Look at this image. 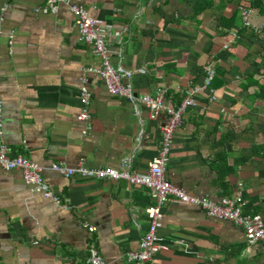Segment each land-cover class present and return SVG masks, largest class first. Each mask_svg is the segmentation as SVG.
<instances>
[{
	"label": "crops",
	"instance_id": "1",
	"mask_svg": "<svg viewBox=\"0 0 264 264\" xmlns=\"http://www.w3.org/2000/svg\"><path fill=\"white\" fill-rule=\"evenodd\" d=\"M69 1L107 25L112 63L131 71L135 93L165 89L164 104L173 106L187 87H197L195 105L173 132L165 178L214 201L240 192L264 217V99L254 96L256 85L245 86L258 57L252 65L237 43L256 50L263 41L241 31L255 32L264 17L251 14V26L243 28L237 0H203L208 5L197 15L198 0ZM44 6L45 0H0V143L42 168L60 204L31 191L19 170L0 166V264H87L90 242L104 264H127L125 253L147 228L146 188L123 179L65 178L51 166L82 161L118 168L129 157L130 169L144 174L167 115L152 120L145 106L136 112L126 98L110 94L90 70L100 59L80 40L74 14L64 4L54 14ZM235 8L232 27L222 25L228 21L220 18ZM232 31L239 37L224 48ZM208 63L215 74L203 89ZM82 76L91 93L87 133L77 119ZM262 76L254 79L264 82ZM220 154L234 169L222 179ZM162 213L158 235L168 249L147 264H264V245L249 246L231 221L171 198Z\"/></svg>",
	"mask_w": 264,
	"mask_h": 264
},
{
	"label": "built area",
	"instance_id": "2",
	"mask_svg": "<svg viewBox=\"0 0 264 264\" xmlns=\"http://www.w3.org/2000/svg\"><path fill=\"white\" fill-rule=\"evenodd\" d=\"M60 4L66 5L69 11L74 14L80 40L90 47L94 55L99 57V66L90 70L101 78L106 90L114 96L126 98L136 112L138 111L139 104L145 106L148 110L149 118L152 120L157 119L163 111L167 115L165 121L159 125L161 142L158 146L157 154L148 162L147 171L144 174H139L130 169L129 157L123 158L118 168L105 166L90 168L85 166L82 161L73 167H67L57 163L51 166L52 170L59 172L65 178L78 175L82 178L95 180L123 179L128 184L146 188L151 199V202L145 207L147 228L139 239L137 248L125 253L124 258L126 263L147 264L157 252L168 249V244L158 235V230L162 226V208L170 198L181 204L196 206L211 218L231 221L243 230L249 246H253L258 242L264 244V217L260 213L243 212L244 200L240 192L232 196H223L217 201H214L206 197L189 194L183 188L172 185L165 178V165L171 148L173 132L180 124L184 110L195 105L197 87H187L182 100L173 106H166L164 104L163 97L165 89L158 90L153 94L135 93L130 83L131 71L124 69L120 64L114 65L112 63L111 54L108 51L111 35L109 31V34L107 33V25L102 20L90 16L81 5L73 4L69 0H45L43 10H48L54 14L57 12ZM240 10L242 26L250 27L252 10L245 7H241ZM263 28L264 19L256 28L255 32H260ZM118 35V32L113 34L114 37H118ZM238 37L239 34L236 31H232L230 39L224 45V48H227ZM214 74V69L208 63L205 67L203 89L210 88ZM90 99L91 93L87 88L85 77L82 76L79 87L80 110L77 119L84 125L83 133L89 132L92 127L89 109ZM1 110L2 103L0 99V135ZM0 166L4 170H19L24 182L30 187L29 189L31 191L38 192L43 197L51 198L56 204H60V199L53 194L48 183L43 179L42 168L32 160L15 153L9 146L3 143H0ZM85 226L88 232L94 231L93 226L89 224H85ZM86 263L104 264L93 242H90L88 245Z\"/></svg>",
	"mask_w": 264,
	"mask_h": 264
},
{
	"label": "trees",
	"instance_id": "3",
	"mask_svg": "<svg viewBox=\"0 0 264 264\" xmlns=\"http://www.w3.org/2000/svg\"><path fill=\"white\" fill-rule=\"evenodd\" d=\"M202 1L203 0H198L195 3L194 9H193L194 15L199 14L200 11L208 5V4L203 3V5L201 6ZM204 1H208V0H204ZM237 4H239L241 7L250 8L252 10V15L254 14V15H259L260 17H264V0H237ZM237 10L238 9L235 8L231 15L222 16L221 17L222 19L220 18V20H227L228 22L226 23V22L221 21V24L226 27L231 28L233 25L234 19L236 17V14L238 12ZM241 35L246 38H249L250 36H255L263 41L262 44H258V47L255 48L256 50L252 52L245 45L244 42L238 40L237 43L239 45L241 44L247 49L245 59L252 58L251 64L253 63V61H255V58L258 57V63L254 66V69L251 72L245 74V82H246L245 86L256 85L258 87V90L254 93V96L260 99H264V82L254 79V75L259 74V75H263L262 77L264 81V28L258 34H256L252 29H249V28L244 29L241 31ZM218 159L222 160L224 163L223 169L221 168V165L216 166V169L218 170V176L221 179L225 178L226 176L234 172V169L232 166L226 165V162H225L226 155L220 154L218 155ZM226 196H230V195H226ZM242 208H243L244 213H260L259 208H257L251 202H247V203L244 202V205Z\"/></svg>",
	"mask_w": 264,
	"mask_h": 264
},
{
	"label": "rangeland",
	"instance_id": "4",
	"mask_svg": "<svg viewBox=\"0 0 264 264\" xmlns=\"http://www.w3.org/2000/svg\"><path fill=\"white\" fill-rule=\"evenodd\" d=\"M258 243H261V242H258ZM258 243H257V244H258ZM262 244H263V243H262ZM255 245H256V244H255ZM263 245H264V244H263ZM253 246H254V245H253Z\"/></svg>",
	"mask_w": 264,
	"mask_h": 264
},
{
	"label": "water",
	"instance_id": "5",
	"mask_svg": "<svg viewBox=\"0 0 264 264\" xmlns=\"http://www.w3.org/2000/svg\"><path fill=\"white\" fill-rule=\"evenodd\" d=\"M28 188H30V187H28Z\"/></svg>",
	"mask_w": 264,
	"mask_h": 264
}]
</instances>
